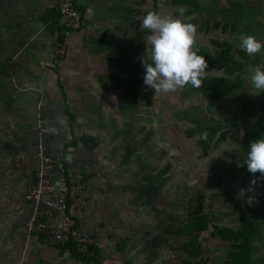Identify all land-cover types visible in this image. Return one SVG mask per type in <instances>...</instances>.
<instances>
[{
	"label": "crops",
	"instance_id": "obj_1",
	"mask_svg": "<svg viewBox=\"0 0 264 264\" xmlns=\"http://www.w3.org/2000/svg\"><path fill=\"white\" fill-rule=\"evenodd\" d=\"M247 1L237 0L242 20L249 9L253 36L264 43V0ZM60 2L0 0V264H93L86 255H77L72 245L61 247L50 238L28 236L24 229L31 211L24 196L35 183L37 169L38 106L50 129L45 143L54 156L63 155L67 180L85 187L87 206L76 225L95 240L96 260L142 264L133 259L131 242L121 245L120 235L132 231L124 221L127 215L112 223L128 211L115 209L119 197L99 194L104 193L95 177L100 160L86 124L91 107L126 105L131 98L127 85L133 83L138 27L133 12L155 10L174 16L182 6L173 0H75L79 19L64 30ZM194 2L210 9L209 0ZM58 45L66 46V53L55 63L53 50ZM254 58L264 61V49ZM118 91L125 93L123 101ZM105 180L110 187V179ZM105 214L111 219L107 221Z\"/></svg>",
	"mask_w": 264,
	"mask_h": 264
},
{
	"label": "rangeland",
	"instance_id": "obj_2",
	"mask_svg": "<svg viewBox=\"0 0 264 264\" xmlns=\"http://www.w3.org/2000/svg\"><path fill=\"white\" fill-rule=\"evenodd\" d=\"M209 3L211 10H218L216 8H222L225 1L209 0ZM246 12L248 24L251 15L249 9ZM222 19L221 14H216L212 21ZM232 21H236L235 16ZM249 27L217 35L211 27L205 31L197 26L195 45L198 48L211 51V40L219 37V40L233 43L234 48L244 54L236 53L243 65L238 72L242 85L230 95L214 99L193 91L188 85L154 99V90L143 83L141 62L146 49L150 48L147 43L150 33L136 27L133 83L127 85L130 100L126 105L122 102L116 106L100 104L90 108L93 111L86 130L94 138L95 152L100 160L95 177L97 182H102L104 193L99 194L119 197L115 209L128 211L118 214L112 223H118L120 217L127 215L124 221L132 231L122 233L120 241L123 247L128 242L133 244L135 262L231 264L228 259L230 246L211 236L212 226L234 228L239 226L241 218H248L258 229L251 242L252 264H264V179L248 172L244 164L246 156L240 149L244 126L257 121L264 104L262 93L257 94L248 79L258 59L248 56L239 47L238 38L243 32L253 35L252 25ZM205 71L209 76L226 75L210 67ZM118 92L123 101L125 93ZM197 122L202 130L205 127L218 130L205 157L198 142L204 137L200 135L203 131L200 134L195 131ZM105 179H110V187L104 184ZM253 180L256 181L251 185L253 191L244 197L239 194V190L248 189ZM200 196L202 198L197 200ZM248 196L255 198L251 206L246 202ZM195 207L201 211L208 228L184 236L179 230H184L187 214ZM104 216L107 221L111 219L107 214ZM190 244L198 248L187 251Z\"/></svg>",
	"mask_w": 264,
	"mask_h": 264
},
{
	"label": "trees",
	"instance_id": "obj_3",
	"mask_svg": "<svg viewBox=\"0 0 264 264\" xmlns=\"http://www.w3.org/2000/svg\"><path fill=\"white\" fill-rule=\"evenodd\" d=\"M192 1L193 0H173V2L177 6H182V7L184 6V8L187 9L185 15L193 16L194 19L191 22H194L196 26L200 27L201 29L203 28L205 31L211 27L212 31L216 33L218 32L217 35L218 34L222 35L227 32L229 33V30H233L237 32L240 26L242 28L245 27L244 29H247L248 25H250V27L252 25V22L247 24V19H246L247 17L246 10H248L247 8L245 9L244 22H243L242 17L240 15V10L238 8L239 7L238 2L235 3L233 2V0H224L225 3L223 4L222 8L220 7V8H216L218 10L208 11V9L205 10L206 7L200 6L198 3L195 2L192 3ZM192 4L194 6H192ZM216 14H221L223 19L221 21H216V20L212 21V19ZM178 15L179 13L176 11L174 13V16H178ZM234 16L236 17L235 22L232 21V18ZM195 20H197L198 22ZM146 32L149 33L148 30H146ZM244 34L245 33L243 32V35ZM218 38L219 37H216L211 40V45L213 49V50L211 49V51L209 48L207 49H204L203 47L198 48L197 45H195V47L199 49L198 54L205 57L208 67L216 71H222L226 75L225 76L207 75L200 88H193L191 86L193 91L203 96L214 99H222L223 97L230 95L233 91L238 90L242 85L241 79L239 77L240 73L238 72L241 71L243 65L242 62L239 59H237L236 53H238L239 56H242L243 52L235 49L233 43L225 41L224 39L219 40ZM234 75L235 78H231ZM261 93L262 96L264 97V92ZM196 125L199 126V127L197 126V128L195 129L196 132L199 131L198 134H200V132L203 131V133L200 135H204V137L200 138L198 142L203 147L202 148L204 154L203 156L205 157L209 153L210 143H213L214 141L213 136L214 134H216L218 130L209 127H205L204 130H202L201 129L202 127H200V122H197ZM206 131L208 132V134L206 133ZM261 136H264V104L261 108V115L257 119V121L255 123L248 125L247 127L244 126L243 128L242 141L240 144L241 145L240 149L243 155L245 156L247 155V152L249 151V143L252 142L253 140L261 138ZM83 141H85V139ZM257 175L260 178H262L259 172H257ZM201 198L202 196L198 197L197 200H200ZM187 217L189 218L183 226L184 230L183 229L179 230L184 236L186 233L187 234H191L194 232L199 233L205 231L208 228L207 222L198 208L195 207L190 213L187 214ZM210 234L211 236L220 239L221 241L227 243L230 246L231 254L229 255L228 259L232 261L231 264L253 263L254 260L252 257L253 252H252L251 242H252V238H255L257 236L258 229L255 225H253V223L248 218L247 219L241 218L239 226L234 228H226V227L213 225L212 232ZM68 245H72L75 250L73 244L70 243ZM197 245H200L199 242ZM197 245L192 247L190 244V246L186 248V250L187 251L195 250L196 248H198ZM91 250L93 252V256H84L85 259L90 260L93 264H100L99 261L96 260L97 248L94 246L91 247ZM76 254L80 256V254H78L77 252Z\"/></svg>",
	"mask_w": 264,
	"mask_h": 264
},
{
	"label": "clouds",
	"instance_id": "obj_4",
	"mask_svg": "<svg viewBox=\"0 0 264 264\" xmlns=\"http://www.w3.org/2000/svg\"><path fill=\"white\" fill-rule=\"evenodd\" d=\"M187 9H177L178 16L164 14L155 10L147 11L142 19V27L150 32L147 43L150 48L142 58L144 70L143 83L154 90V99L163 94L175 93L188 85L200 88L206 78L208 67L205 57L199 55L195 47L197 26L191 21L193 16L185 15ZM239 47L248 55L255 56L264 49L253 35H240ZM250 86L257 94L264 92V61L251 67L248 77ZM206 135V134H205ZM249 173L257 172L264 178V136L249 143L245 163ZM251 181L248 189H240L243 197L252 192ZM254 196H248L251 206Z\"/></svg>",
	"mask_w": 264,
	"mask_h": 264
},
{
	"label": "built area",
	"instance_id": "obj_5",
	"mask_svg": "<svg viewBox=\"0 0 264 264\" xmlns=\"http://www.w3.org/2000/svg\"><path fill=\"white\" fill-rule=\"evenodd\" d=\"M58 12L64 30L71 29L79 19L75 0H61ZM146 12L143 9L133 12L134 25L143 28ZM65 53L66 46H56L53 50L55 63ZM35 133L37 169L35 183L24 196L31 208L24 229L28 236L47 237L61 247L71 243L78 254L93 256L91 247L96 246L95 240L76 225V218L87 206L85 187L67 180L63 155L54 156L45 143L50 129L40 106L36 110Z\"/></svg>",
	"mask_w": 264,
	"mask_h": 264
}]
</instances>
